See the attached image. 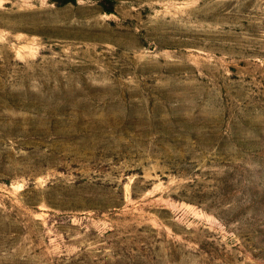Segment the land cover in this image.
<instances>
[{
  "label": "rangeland",
  "instance_id": "obj_1",
  "mask_svg": "<svg viewBox=\"0 0 264 264\" xmlns=\"http://www.w3.org/2000/svg\"><path fill=\"white\" fill-rule=\"evenodd\" d=\"M0 264H264V0H0Z\"/></svg>",
  "mask_w": 264,
  "mask_h": 264
}]
</instances>
